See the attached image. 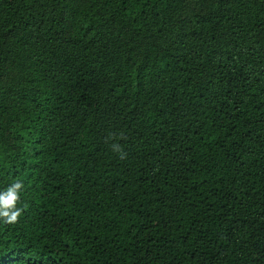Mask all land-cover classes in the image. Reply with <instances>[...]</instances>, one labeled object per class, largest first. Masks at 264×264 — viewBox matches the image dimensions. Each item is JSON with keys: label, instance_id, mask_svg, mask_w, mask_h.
<instances>
[{"label": "trees", "instance_id": "16d2710c", "mask_svg": "<svg viewBox=\"0 0 264 264\" xmlns=\"http://www.w3.org/2000/svg\"><path fill=\"white\" fill-rule=\"evenodd\" d=\"M16 181L0 264H264V0H0Z\"/></svg>", "mask_w": 264, "mask_h": 264}, {"label": "clouds", "instance_id": "9594fccd", "mask_svg": "<svg viewBox=\"0 0 264 264\" xmlns=\"http://www.w3.org/2000/svg\"><path fill=\"white\" fill-rule=\"evenodd\" d=\"M114 133L109 134V139H115ZM119 138H124L123 133L120 134ZM113 151L122 153L123 148L118 143L111 145ZM24 185L22 181H16L10 184L5 190L0 191V221L7 224L17 223L20 216L24 212V207H18L21 196L20 193L23 190Z\"/></svg>", "mask_w": 264, "mask_h": 264}]
</instances>
